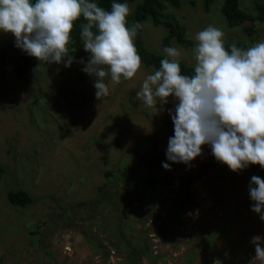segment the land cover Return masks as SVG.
<instances>
[{"label":"rangeland","instance_id":"rangeland-1","mask_svg":"<svg viewBox=\"0 0 264 264\" xmlns=\"http://www.w3.org/2000/svg\"><path fill=\"white\" fill-rule=\"evenodd\" d=\"M137 1L127 4L133 10ZM254 1L264 4L238 5L254 15ZM221 3H164L190 40L166 45L179 48L185 64L194 66L195 34L208 25L223 30L225 42L264 40V21L228 28ZM139 22L145 48L163 54L165 29ZM14 45L0 32V264H264L250 243L264 237V222L248 194L251 176L264 179V169L232 172L207 145L190 166L167 161L173 98L164 111L135 98L151 66L115 86L106 77L109 94L98 100L95 78L81 70L83 45L70 67ZM10 189L31 202L11 204Z\"/></svg>","mask_w":264,"mask_h":264},{"label":"clouds","instance_id":"clouds-1","mask_svg":"<svg viewBox=\"0 0 264 264\" xmlns=\"http://www.w3.org/2000/svg\"><path fill=\"white\" fill-rule=\"evenodd\" d=\"M131 11L127 3L116 2L105 10L95 0H0V32L11 33L14 46L28 56L70 67L72 32L83 18L79 38L89 57L79 62L95 78L100 100L109 94L106 77L115 86L131 80L142 66L135 45L142 24L129 26ZM194 39L193 74H182L179 48L163 47L159 68L146 75L135 95L157 111H164L173 98V108L167 109L174 127L166 160L190 166L207 145L215 160L232 172L250 165L264 169V40L246 49L235 42L226 48L224 31L213 25ZM162 167L171 170L170 163L162 162ZM248 194L250 210L264 222V179L251 176ZM250 243L255 259L264 261V237L253 236Z\"/></svg>","mask_w":264,"mask_h":264},{"label":"trees","instance_id":"trees-1","mask_svg":"<svg viewBox=\"0 0 264 264\" xmlns=\"http://www.w3.org/2000/svg\"><path fill=\"white\" fill-rule=\"evenodd\" d=\"M133 0H95L99 6L103 7L105 10L110 11V5L112 2L116 3H131ZM210 0H204L205 6ZM167 2L171 6L177 7L179 5V0H139L134 4L131 14L127 17L129 21V26L132 22L141 21L149 18L154 25H161L165 29V34L162 38V46H166L170 39H174L177 43L187 46L190 44V40L186 39L184 36V27L173 17H168L167 13L163 12V5ZM256 13L252 15L248 11L242 10L238 5V0H222L220 6V13L224 18V22L228 28L234 26L242 25L245 21H264V4L254 1ZM83 22V18L78 20L75 24L74 30L72 32L73 41L69 44V50L71 55L77 52V48L82 45V41L79 38L80 23ZM246 34L252 33V27L249 25L243 26ZM15 41V38L13 37ZM236 45L240 48H247L248 46L242 42H236ZM233 42H225V47L229 48ZM135 45L138 50V54L141 56L142 64L144 66H151L153 71L159 68V61L164 58L162 53L152 52L145 48L143 41L139 35L135 37ZM75 51L72 52V50ZM182 74L191 75L194 72V66L187 65L181 60H179ZM168 124L173 125L172 121ZM252 169L260 171L259 165H250ZM107 175V172L105 173ZM7 200L18 206H24L25 204L31 202L32 198L29 194L21 189L8 190L6 194Z\"/></svg>","mask_w":264,"mask_h":264}]
</instances>
